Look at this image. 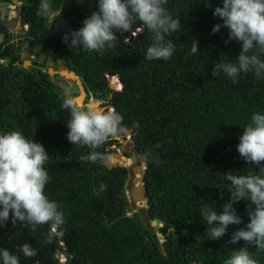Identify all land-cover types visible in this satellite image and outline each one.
<instances>
[{
    "label": "trees",
    "instance_id": "obj_1",
    "mask_svg": "<svg viewBox=\"0 0 264 264\" xmlns=\"http://www.w3.org/2000/svg\"><path fill=\"white\" fill-rule=\"evenodd\" d=\"M21 2L20 17L28 25L25 42L39 53L52 48L53 59L80 78L87 94L119 112L122 129L134 130L132 140L147 157L148 219L162 220L171 231L161 242L144 227L138 212L128 215V171L118 167L123 163L118 142L107 138L91 149L66 139L71 115L61 107L64 91L54 85L46 63L23 67L18 48L0 22V60L5 62H0V131L18 128L45 146L50 176L45 192L65 216L61 235L51 240L48 224L29 230L9 221L0 227V247L16 253L20 264H60L58 253H65V264H223L232 249L244 243L225 246L229 234L247 221L250 202L234 205L243 218L241 225H229L224 236L214 240L209 239L202 211L205 203L221 210L229 195L225 172L258 171V165L251 169L240 157L235 145L251 114L264 112V80L251 72L241 73L235 83L212 76V64L225 59L222 54L234 61L240 50L237 40L224 42L226 27L210 31L220 22L212 14L220 0H168L166 7L181 23L166 36L176 45L168 60L145 58L152 40L140 21L132 31L117 33L114 45L101 53L69 48L62 34L81 26L96 9L95 0H49L44 14L40 0ZM15 16L11 10L8 18ZM194 39L198 50L191 53ZM77 89L74 84L72 90ZM92 150L104 158L81 159ZM121 198L125 204L117 201ZM24 242L36 249L34 256L19 251ZM249 250L264 264V251L254 246Z\"/></svg>",
    "mask_w": 264,
    "mask_h": 264
},
{
    "label": "clouds",
    "instance_id": "obj_2",
    "mask_svg": "<svg viewBox=\"0 0 264 264\" xmlns=\"http://www.w3.org/2000/svg\"><path fill=\"white\" fill-rule=\"evenodd\" d=\"M95 2L96 9L83 18L80 27L69 29L62 34L61 40L69 48L89 52L95 50L101 53L106 47L114 45L117 33L132 31L136 21H140L141 27L151 33L152 40L146 47L145 58L168 60L173 55L176 45L171 39H166V36L178 30L181 23L180 19L173 16L166 7L168 0H95ZM50 6L49 0H40V13H47ZM18 9L20 10L19 6ZM16 11L14 20L18 28L21 27L20 22H24L22 26L24 37L28 25ZM9 13L10 11L8 15ZM57 13H51L49 19ZM212 14L218 16L220 22L213 24L210 31L215 33L222 26L226 27L228 36L224 42L228 43L229 40L235 39L239 42L240 48L234 61L227 58L226 54H222L225 59L212 64V76L223 75L235 83L241 73L251 72L256 79L264 80V0H220V4L212 8ZM24 44L28 45L25 39ZM197 50L198 41L194 39L190 51L196 53ZM19 53L24 61L30 62V66V58L35 57L33 52L30 55L24 51ZM52 55L47 56L39 64L46 63L48 57H51L48 63L52 60L53 66L47 63L45 69H48V73L50 70L53 71L51 78L53 83L61 81L67 85L66 89H62L65 92L61 103V107L68 109L71 115L66 122V139L73 145H88L95 149L107 138H113L109 136H115L126 129V135L120 136L121 141L124 144L133 141V136H130L129 132L133 129L121 128L122 117L119 112L108 110L103 101L92 94L88 95L86 91V97L79 102V98L73 95L78 89L72 90L76 83L58 74V59L54 60ZM0 62L5 63L4 60ZM65 69L70 71L66 67ZM67 81L72 83L71 87ZM113 139L117 141L116 138ZM235 147L240 157L250 162L251 169L252 164L259 166L258 171L252 169L246 174L225 172V179L230 182L226 187L229 189L228 198L221 204L220 211L209 208L205 203L202 215L209 239H218L228 231L229 225L242 223L243 218L237 213L234 205L241 200L250 202V206L246 205L247 221L229 234L225 246L237 244L241 240L244 243L233 248L223 264H259L250 252L249 246H254L257 251H264V163H261L264 161V112L257 111L251 114ZM121 148L119 145V151L123 155L122 164L128 166L125 164V161H128L126 160L128 151ZM103 158L104 154L95 150L81 156V159L93 162ZM48 159L49 152L45 146L35 141L32 136L31 138L25 136L18 128L0 131V227H4L9 221L14 226L19 223L21 228L26 227L29 230L48 224L53 231L47 233V239L51 240L54 236L61 235L59 229L65 220L64 213L59 209L57 202L50 199L45 192V185L50 180L48 169L45 167ZM125 200L128 203L126 194ZM134 212L132 210L129 215ZM154 220L149 221L153 224ZM155 234L159 238L160 235ZM164 238L161 237L160 241L163 242ZM19 251L25 257L36 254V249L28 242L22 243ZM58 254L60 264H65V253ZM60 255H63L62 261ZM0 264H20L19 256L7 248L0 247Z\"/></svg>",
    "mask_w": 264,
    "mask_h": 264
},
{
    "label": "water",
    "instance_id": "obj_3",
    "mask_svg": "<svg viewBox=\"0 0 264 264\" xmlns=\"http://www.w3.org/2000/svg\"><path fill=\"white\" fill-rule=\"evenodd\" d=\"M13 3H16V0H12ZM8 6L5 4L3 6V12H2V20H8ZM17 14H20V10L18 9ZM16 24V20L12 19L9 20V26L10 28H14ZM24 22L21 21L20 22V30L23 32V26ZM33 52V51H31ZM30 52V53H31ZM35 57H38L39 55L36 52H33ZM53 54V50L52 48H49L46 52H44L41 57L40 60L38 61V63H41L42 61H44V59ZM57 63L59 64V71L58 74L60 76H63L65 78L70 79L71 81L75 82L77 87H78V92H74L73 95L77 96L79 98V102L81 103L83 98L86 97V92L84 90V87L82 85V82L80 81L79 77L76 76L74 74V72L71 71H67L65 69L64 66H62L60 64V61L57 60ZM30 62L29 61H24V68H27L29 66ZM49 66H53V61L51 60L48 63ZM49 74L51 76V78H53V71H49ZM54 85L58 86L61 89H66L67 85L61 81H54ZM99 106V104L97 105V107ZM126 129L122 130L121 132H118L115 136H109V137H113L117 139V142L119 145L122 146L121 149H123L124 151H128L126 160L130 161V164H128V166H124V164H120L118 167H125L128 171V178L126 180V183L124 185V189H125V194H126V198L128 201V204L130 205V208L132 210H134L135 212H138L140 214V218L142 220V223L144 225V227L146 229H150L152 233H157L159 234L162 238L166 237V235L169 233V231L171 230V226L168 224H164L162 222V220L160 219H155L153 224L149 221L148 216H147V199H146V195H145V188H144V175H145V168H146V161H147V157L146 155H142L140 154L139 150L136 148L135 142L134 141H129L126 142V144H124L121 141V137L120 136H125L126 135ZM130 136H134V131L130 130ZM121 152V151H119ZM121 154V153H120ZM115 156H117L115 154ZM112 164L116 165V160L112 159ZM117 167V166H116ZM139 170L141 178L139 180V186H134L136 180H134V171L135 170ZM176 235V232H174ZM59 256V254L57 255V257ZM193 264H199L198 262H194Z\"/></svg>",
    "mask_w": 264,
    "mask_h": 264
},
{
    "label": "flooded vegetation",
    "instance_id": "obj_4",
    "mask_svg": "<svg viewBox=\"0 0 264 264\" xmlns=\"http://www.w3.org/2000/svg\"><path fill=\"white\" fill-rule=\"evenodd\" d=\"M7 5L8 6V11H11L13 10L14 12L17 10L18 6L20 7L22 2L21 0H16V3H13L12 0H10L9 2H4V3H1L0 4V22L8 29V32L10 33L11 35V41L15 44V47L18 48L19 51H24V53L30 55V52L33 51V52H36L34 50L33 47L29 46V45H26L24 44V38H23V32L20 30V27L18 28L15 24V29H11L10 26H9V20H2L1 16H2V12H3V6L4 5ZM2 8V9H1ZM14 19V18H13ZM25 46V47H23ZM39 53V52H38ZM37 53V54H38ZM40 54V55H39ZM38 57H33V58H30L31 59V64L35 61L37 64L38 61L40 60V57H41V53H39ZM51 59V57H48V59L46 60V64L48 63V61ZM48 65V64H47ZM64 79V78H63ZM65 80V79H64ZM72 84L69 85V87H71Z\"/></svg>",
    "mask_w": 264,
    "mask_h": 264
},
{
    "label": "bare ground",
    "instance_id": "obj_5",
    "mask_svg": "<svg viewBox=\"0 0 264 264\" xmlns=\"http://www.w3.org/2000/svg\"><path fill=\"white\" fill-rule=\"evenodd\" d=\"M136 172L134 173V180H136V182H135V184H134V186H139V180H140V178H141V175H140V171L139 170H135ZM62 261V260H61Z\"/></svg>",
    "mask_w": 264,
    "mask_h": 264
},
{
    "label": "rangeland",
    "instance_id": "obj_6",
    "mask_svg": "<svg viewBox=\"0 0 264 264\" xmlns=\"http://www.w3.org/2000/svg\"><path fill=\"white\" fill-rule=\"evenodd\" d=\"M67 83L68 84H72V83H70L69 81H67ZM65 92V91H64ZM125 164H130V161H125ZM108 165H110V164H108ZM122 198L121 199H119V200H117V201H119V202H121L122 204H125L124 202H122ZM130 213H128V215H129ZM159 238H160V240L162 241V239H161V237L159 236ZM60 257H61V260H63V255H60Z\"/></svg>",
    "mask_w": 264,
    "mask_h": 264
}]
</instances>
